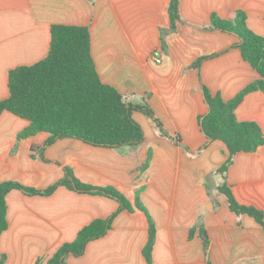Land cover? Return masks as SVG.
<instances>
[{"label": "crops", "instance_id": "obj_1", "mask_svg": "<svg viewBox=\"0 0 264 264\" xmlns=\"http://www.w3.org/2000/svg\"><path fill=\"white\" fill-rule=\"evenodd\" d=\"M171 0H0V101L9 95L8 73L31 66L49 52L54 25L86 27L99 80L132 105L148 108L153 119L133 113L143 142L135 149L93 147L63 138L38 148L44 132L17 140L29 122L9 112L0 115V184L18 182L46 190L72 170L82 183L111 187L134 206H144L155 226L150 264H264V230L247 215L228 208L218 187L225 180L235 200L254 207L264 219V145L238 153L225 173H217L225 145L206 144L198 119L207 112L201 87L223 101L259 78L235 48L238 38L210 29L212 15L232 20L246 14L249 30L264 38V0H180L179 20L171 22ZM154 54L161 62L156 64ZM211 56V57H210ZM208 57V58H206ZM199 69L193 64L201 59ZM239 122L256 123L264 136V94L246 95L235 109ZM151 153L148 168L140 171ZM7 230L0 234L4 264H47L64 244L95 220H105L118 203L101 195L58 187L49 196H6ZM207 235L206 249L198 229ZM194 233L189 239V230ZM144 213L121 211L111 230L87 244L82 256L66 264H148Z\"/></svg>", "mask_w": 264, "mask_h": 264}, {"label": "trees", "instance_id": "obj_2", "mask_svg": "<svg viewBox=\"0 0 264 264\" xmlns=\"http://www.w3.org/2000/svg\"><path fill=\"white\" fill-rule=\"evenodd\" d=\"M180 0H171L169 16L171 22L179 20ZM246 14L237 11L232 20H222L215 15L210 18V29L231 33L238 38L235 45L242 59L256 71L259 78L241 90L234 98L223 101L219 95H212L201 84V92L207 105V112L198 119L200 132L206 138V144L222 142L228 156L217 173L225 179V173L232 165L238 153H253L264 145V136L254 122H239L235 118V109L243 98L252 92L264 94V38L253 33L246 24ZM211 57V56H210ZM208 58V57H206ZM206 58L197 60L193 67L199 69ZM9 95L0 101V115L9 112L29 122L17 140L44 132L49 135L39 155L44 159L46 147L63 138L79 140L93 147L118 149L137 148L144 140L142 127L134 120L135 111L151 117L159 132L174 140L153 113L145 106L127 103L112 87L103 84L97 75L91 57V40L86 27L54 25L50 28V46L48 55L31 66H19L8 73ZM151 153L147 155L140 171L148 168ZM66 187L80 194L101 195L115 200L119 207L105 220H95L83 227L74 241L62 245L47 261V264H66L68 255L82 256L87 244L97 240L111 230L113 220L121 211L133 212L134 209L145 214L148 222V239L143 256L151 262V250L155 240V226L147 210L137 199L134 206L117 190L111 187H95L80 182L69 168H64L63 178L50 188L40 191L18 182L6 181L0 184V234L7 230L6 196L12 190H18L26 196H49L58 187ZM228 208L236 215H247L264 230L263 213L254 207L239 204L225 180L218 187ZM203 245H207L205 230L198 229ZM194 228L189 230V239ZM5 257H0L4 264ZM207 264H210L207 262Z\"/></svg>", "mask_w": 264, "mask_h": 264}, {"label": "built area", "instance_id": "obj_3", "mask_svg": "<svg viewBox=\"0 0 264 264\" xmlns=\"http://www.w3.org/2000/svg\"><path fill=\"white\" fill-rule=\"evenodd\" d=\"M153 60H154V62H155L156 64H159V63L161 62L160 58L157 57L155 54H154V56H153Z\"/></svg>", "mask_w": 264, "mask_h": 264}]
</instances>
